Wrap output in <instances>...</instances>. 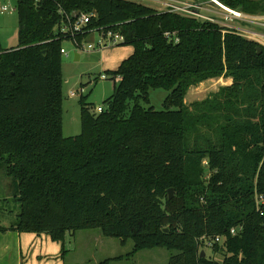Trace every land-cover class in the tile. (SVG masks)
I'll list each match as a JSON object with an SVG mask.
<instances>
[{
    "label": "trees",
    "instance_id": "16d2710c",
    "mask_svg": "<svg viewBox=\"0 0 264 264\" xmlns=\"http://www.w3.org/2000/svg\"><path fill=\"white\" fill-rule=\"evenodd\" d=\"M218 1L264 15V0ZM15 11L18 43L0 44V169L18 211L0 232L45 233L62 257L67 233L99 229L131 239L129 257L165 248L167 264H264L255 201L264 195V46L131 0H16ZM80 13L90 18L78 44L89 30H112L133 51L105 71L114 84L101 112L80 96V133L66 137L60 49L69 37L59 28ZM220 77L231 83L186 104L190 87ZM160 88L162 108L145 106ZM200 245L221 260L202 257Z\"/></svg>",
    "mask_w": 264,
    "mask_h": 264
},
{
    "label": "rangeland",
    "instance_id": "374dc122",
    "mask_svg": "<svg viewBox=\"0 0 264 264\" xmlns=\"http://www.w3.org/2000/svg\"><path fill=\"white\" fill-rule=\"evenodd\" d=\"M136 1L154 7L157 10H164V7L155 5L148 0ZM209 2H205L203 6L208 7L214 12H206L205 14L214 17L220 24L226 27L245 26L247 29H251L254 28L253 25H256L237 20L231 12L225 11L220 7L213 8ZM15 3L16 0H0V7H7V10L4 12L0 10V44L4 48L14 47L18 43V17L15 11ZM256 30L259 29L257 28ZM262 30L264 31L263 28ZM100 42H103L105 47L99 48L98 44ZM88 44H92L94 48L87 49ZM62 48L67 53V55L62 54V124L63 135L67 137L80 133L78 104L80 96L86 97V101L92 105V109L102 107V102L112 94L114 84L110 76L105 74V70H114L120 61L131 53L132 48L130 46L111 45L106 38L103 39L101 37V33L98 31H93L87 35L82 40L81 47H77L70 40H64ZM75 53L80 55L78 60L74 59ZM101 73L106 75V79H98ZM116 80H118V77L115 78ZM225 84H229V82L224 79H211L202 84L192 86L185 96V102L189 104L203 99ZM79 88L83 89L82 93L78 91ZM75 90L78 92L74 97L66 98L67 93ZM167 93L166 90L161 88L151 89L148 96L149 103L145 106H152L156 110L161 109ZM12 193L13 185L11 180L0 169L1 226L8 227L11 225L18 211V206L12 199ZM64 247L67 250L66 264H99L105 259L117 256H122V258L111 264H167L170 255V252L165 248H153L138 251L133 257H129L128 254L133 248V241L131 239L126 240L122 244L117 238L103 236L99 229L80 230L75 234L67 233ZM199 248L204 251L205 256L211 259L221 260L222 258L220 252L213 253L208 246L200 245Z\"/></svg>",
    "mask_w": 264,
    "mask_h": 264
},
{
    "label": "built area",
    "instance_id": "2783aa9c",
    "mask_svg": "<svg viewBox=\"0 0 264 264\" xmlns=\"http://www.w3.org/2000/svg\"><path fill=\"white\" fill-rule=\"evenodd\" d=\"M131 1H135L138 2L136 0H131ZM153 2L155 5L158 6H162L164 7V10L167 11H173V12H179L182 14H186V15H192L195 17H199L202 19H206V20H210L213 22H216L218 24H220L217 19H215L214 17H209L206 15H202L201 11H204V3L203 2H196V1H179V0H148ZM210 1V0H208ZM218 1V0H217ZM221 9L227 11L224 5H220L219 6ZM225 7V8H224ZM229 9V8H227ZM1 11H6L7 7L6 6H1L0 7ZM231 12V14L240 21H243L245 23H249V24H256V25H260V26H264V15L261 16H255V15H248V14H244L242 12H238V11H234L229 9ZM228 11V12H230ZM89 18H90V14H85V13H80L76 19L73 22H70L68 20V22L62 26H60L59 28V32L61 34L64 35V37L68 36L69 39L66 40H70L72 41L77 47H81V43L78 44L75 40H74V36L76 34H80L82 32H84L83 27L89 22ZM227 19V18H226ZM224 27H226L223 24H220ZM255 25V26H256ZM254 26V25H253ZM230 27V28H229ZM227 28L232 29L234 31H236L238 34H240L243 37H247L248 39H252L257 41L258 43L262 44V39H263V35L250 31L249 29H247L244 26H229ZM90 33L96 30H89ZM101 33V37L103 39L106 38V40H108L110 42L111 45H119L120 43H122L124 41L123 36L119 33H115L112 30H108L106 32H100ZM166 36H169V33L166 32L165 33ZM177 41V39H176ZM98 47H105V44L103 42H100L98 44ZM93 45L92 44H88L87 45V49H93ZM61 54L67 55L66 51L64 48L61 47L60 49ZM106 79V75L104 73H101L99 76V80H104ZM78 91H70L68 93V97H74L76 95ZM79 92H83L82 88H79ZM95 112H101L102 111V107H97L94 109ZM255 201H256V205H257V210L260 211V213H264V195L263 194H255ZM241 227H232L230 228V234L235 235L238 233V230H240ZM215 242H219L220 241V237L217 236L215 237ZM208 245H211V242H207Z\"/></svg>",
    "mask_w": 264,
    "mask_h": 264
},
{
    "label": "crops",
    "instance_id": "0c3cea01",
    "mask_svg": "<svg viewBox=\"0 0 264 264\" xmlns=\"http://www.w3.org/2000/svg\"><path fill=\"white\" fill-rule=\"evenodd\" d=\"M179 1H188V0H179ZM205 2L207 3L208 0L203 1V3ZM210 6L213 8H218L212 5L211 3H210ZM203 7H204L205 12L201 11L202 15H206L205 14L206 12H209V13L214 12L208 7H205V6ZM206 16H209V15H206ZM255 16H261V15H255ZM209 17H212V16H209ZM253 27L254 28H251L249 30L263 35L262 44L264 46V31L262 30V28L264 29V26L256 25ZM255 28L256 29L258 28L259 30H256ZM130 47L132 48V46ZM129 55H127V57ZM79 58H80V55L78 54V59ZM221 79L228 81L229 84L231 83V78L229 77L216 78V80H221ZM208 80H211V79H208ZM206 81L207 80L200 82L199 84H202ZM229 84H225V85H229ZM66 98H68V93L66 94ZM66 256L67 255L62 257L61 255L60 243L52 241L50 237L45 233L37 234V233H29V232H18V231L9 230V229L4 232H0V264H66L65 262Z\"/></svg>",
    "mask_w": 264,
    "mask_h": 264
},
{
    "label": "water",
    "instance_id": "95a60500",
    "mask_svg": "<svg viewBox=\"0 0 264 264\" xmlns=\"http://www.w3.org/2000/svg\"><path fill=\"white\" fill-rule=\"evenodd\" d=\"M210 3L212 4V5H214V6H216V7H219L220 5H222L219 1H217V0H210ZM257 52L258 53H260L261 52V48L260 47H257ZM74 59L75 60H78V54L77 53H75L74 54ZM168 196H169V198L172 196V194H173V189L172 188H169L168 189ZM205 255V253H204V251H201V256L203 257Z\"/></svg>",
    "mask_w": 264,
    "mask_h": 264
},
{
    "label": "bare ground",
    "instance_id": "6f19581e",
    "mask_svg": "<svg viewBox=\"0 0 264 264\" xmlns=\"http://www.w3.org/2000/svg\"><path fill=\"white\" fill-rule=\"evenodd\" d=\"M227 11H230L229 9H227V8H225ZM230 12H232V11H230Z\"/></svg>",
    "mask_w": 264,
    "mask_h": 264
}]
</instances>
